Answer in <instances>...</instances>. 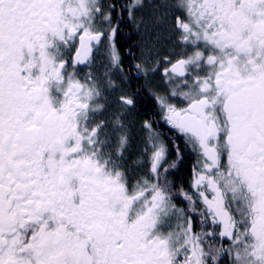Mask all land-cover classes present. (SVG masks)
Wrapping results in <instances>:
<instances>
[{
    "label": "snow or ice",
    "instance_id": "snow-or-ice-1",
    "mask_svg": "<svg viewBox=\"0 0 264 264\" xmlns=\"http://www.w3.org/2000/svg\"><path fill=\"white\" fill-rule=\"evenodd\" d=\"M147 7L153 27L168 23L175 43L190 49L162 61L171 97L185 106L156 99L198 150L193 187L212 192L199 196L231 246L206 251L191 220L161 231L184 212L159 171L166 146L152 145L156 182L139 179L130 191L123 114L135 95L113 97L118 85L104 83L110 73L90 71L81 81L67 70L66 49L75 48L73 69L91 67L93 42L107 39L109 63L123 73L115 37L125 12L138 29L149 27L136 18L144 0H0V264H178L181 253L183 264H220L224 252L231 264H264V0H147ZM160 63L151 73L129 64L121 82L154 74Z\"/></svg>",
    "mask_w": 264,
    "mask_h": 264
},
{
    "label": "flooded vegetation",
    "instance_id": "flooded-vegetation-1",
    "mask_svg": "<svg viewBox=\"0 0 264 264\" xmlns=\"http://www.w3.org/2000/svg\"><path fill=\"white\" fill-rule=\"evenodd\" d=\"M112 0H99V3L110 4ZM120 4L128 3V0H119ZM145 8L136 12L137 21L143 18L149 22L146 29L144 25L134 24L128 19L127 12L122 15V23L119 33L115 37V44L123 60L124 72L120 69L112 68L107 58V39L102 42H93V53L91 56V67L88 65H77L72 67V57L75 54V48L66 49L65 58L69 62L68 72L76 71L77 79L83 81L86 75L91 71L94 74L103 75L110 73L104 79L105 85L108 79H112L118 85L117 90L112 93L113 97L119 96L121 92L128 95H135L138 103L135 108L123 114V122L126 125L130 141L128 151L124 153L129 165V187L130 191L133 185L139 179H148L152 177L151 183H155V176L151 173L152 153L155 149L153 143L166 146L165 159L161 162L162 167L159 171L165 176L168 182L169 194L172 203L177 208L183 209V214H173L166 221L162 232L180 231L188 227V221H192V234L200 235L203 241V247L207 251L209 247L228 249L232 241L228 237H221L220 232L223 225L219 222L213 223L211 215L208 214L207 205L204 204L199 196V191H204L208 198H212V192L205 184L199 190L193 187L195 179L201 172L202 163L198 150L192 145L187 144L183 134L177 132L164 118V112L157 96L170 97L168 103L175 104L178 107H184L183 103L178 102V98L171 97L173 85L166 83V77L163 76V69L170 67L164 64L163 57L170 56L173 62L180 58L179 54L188 51L179 43H175L176 36L171 34L170 25L165 23L159 27H153L149 20L150 8L147 7V0H144ZM105 11L107 8L105 7ZM119 12V7L117 8ZM177 15L179 13H176ZM115 15V14H114ZM116 21L113 20V24ZM100 27L99 21L97 24ZM107 27V25H103ZM75 44L79 46V37H76ZM175 53V55H172ZM135 56L137 59H133ZM161 61L158 70L154 74L144 76L141 73L134 76L131 83L121 82V75H128V65L140 63L142 69L157 68V61ZM147 61V63H145ZM189 79H191L189 77ZM110 91V89H109ZM115 111V108L109 109V115ZM103 118V117H101ZM145 121L150 122L151 129L144 127ZM178 149V151H177ZM226 162V161H225ZM175 164V166H173ZM167 170V171H165ZM184 193L193 196V201L186 199ZM150 198V197H149ZM237 220L239 216L235 217ZM190 247V246H189ZM185 253H181L178 264H183ZM220 264H231L227 253L224 252L219 257Z\"/></svg>",
    "mask_w": 264,
    "mask_h": 264
}]
</instances>
